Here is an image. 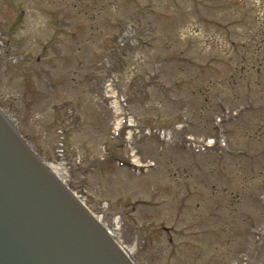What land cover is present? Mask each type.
Returning <instances> with one entry per match:
<instances>
[{
    "label": "rangeland",
    "instance_id": "rangeland-1",
    "mask_svg": "<svg viewBox=\"0 0 264 264\" xmlns=\"http://www.w3.org/2000/svg\"><path fill=\"white\" fill-rule=\"evenodd\" d=\"M148 1L0 0V105L140 264H264V48Z\"/></svg>",
    "mask_w": 264,
    "mask_h": 264
},
{
    "label": "water",
    "instance_id": "water-1",
    "mask_svg": "<svg viewBox=\"0 0 264 264\" xmlns=\"http://www.w3.org/2000/svg\"><path fill=\"white\" fill-rule=\"evenodd\" d=\"M11 158L14 160V157L11 155ZM1 209V208H0Z\"/></svg>",
    "mask_w": 264,
    "mask_h": 264
}]
</instances>
